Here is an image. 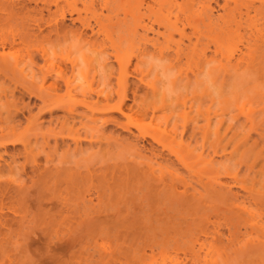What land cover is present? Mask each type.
I'll return each mask as SVG.
<instances>
[{
    "label": "rangeland",
    "instance_id": "1",
    "mask_svg": "<svg viewBox=\"0 0 264 264\" xmlns=\"http://www.w3.org/2000/svg\"><path fill=\"white\" fill-rule=\"evenodd\" d=\"M7 1L0 0V11ZM19 1H26L28 8L49 5L51 11L54 9V0H35L36 4ZM82 1L68 2L80 9L83 2L93 4V8L86 6V11L80 12V19L96 32L93 36L67 15L66 32L60 33L62 36L51 34V42L4 48L9 63L17 65L0 68V188L7 187L12 195L10 200L9 194L0 198V218L6 215L10 221V231L0 235V264H170L175 253L183 258L181 252L191 246L200 258L186 264H212L204 261L212 255H228L223 264H264V70L260 74L258 58L252 59L264 40V12L252 9L259 6L260 0H244L255 4L248 11L245 4L241 5L244 1L209 0L212 15L219 21L216 25H220L215 29L221 27L220 21H228L222 24L226 30L236 26L231 29L235 31L222 34L221 39L229 38L223 42L217 40L220 29L216 34L214 26L203 28L196 18L193 21V14L201 11L205 0H192L191 5L190 1L184 2L185 6L183 1L175 0L174 7L163 0H144L138 12L127 0ZM178 3L182 5L179 8ZM43 14L40 36L51 29L44 21L55 18L46 11ZM29 15L27 28L35 29L33 16L37 14L29 9ZM176 18L183 36L172 32L171 39L166 38L169 30L165 25ZM189 20L193 23L188 24ZM160 21L163 27L157 24ZM76 28L82 30L81 35L76 36ZM18 29L3 24L0 33H16ZM255 29L261 31L260 35ZM165 39L171 42H163ZM195 41L199 46L195 45L196 51L201 53L206 43L205 56L215 62L216 68L207 73V78L218 95L208 89L207 78L201 79L206 75L204 70L198 82L193 76L200 65L199 52L197 56L186 55L188 58L183 54ZM217 41L218 49L214 46ZM222 46L230 48L231 56L229 49L221 52ZM177 49L186 51L182 59L174 61ZM44 50V57L49 58L46 65ZM148 53L161 59L167 54L172 57L166 58L168 71L174 76L166 79L151 67L142 66L141 57ZM232 53L235 69L228 70L226 55L232 57ZM72 59L78 60V75L85 77L73 78ZM241 60L238 66L236 62ZM251 60L255 66L252 63L249 67ZM121 61L127 73L120 88ZM252 70L255 79L243 80L241 73ZM43 76L46 81L42 84ZM66 80L82 84L86 92V82L94 89L87 93L88 101H92L89 107L79 101L80 87L73 91V101L67 102ZM153 83L156 93L149 89ZM100 89L108 94L107 99L96 97L94 93ZM119 105L121 113L113 109ZM39 168L53 177L43 184L36 182ZM150 170L155 175L162 171L167 180L173 178V184L167 183L158 191L147 189L142 181L150 177ZM68 177L80 180L71 184ZM218 184H223L224 191L229 190L225 203L212 196ZM35 193L39 200L34 199ZM185 197H195L199 204L183 205ZM154 205L160 221L153 234ZM143 211H149V216ZM212 235L222 238L213 241ZM72 240L75 244L71 247ZM247 241L253 242L245 249ZM152 242L159 245L151 250Z\"/></svg>",
    "mask_w": 264,
    "mask_h": 264
},
{
    "label": "bare ground",
    "instance_id": "2",
    "mask_svg": "<svg viewBox=\"0 0 264 264\" xmlns=\"http://www.w3.org/2000/svg\"><path fill=\"white\" fill-rule=\"evenodd\" d=\"M29 1H32V2H35V0H29ZM50 1V0H49ZM52 1V0H51ZM50 1V2H51ZM59 1H63L64 2V4L63 5H60L59 4ZM69 0H54L53 2H52V4H53V10L51 11V9H50V6L48 5V6H42V7H38L37 8V6L35 5V7L33 8V7H31V8H28L26 5H25V2H21V1H19V0H9V1H7V3L4 5V8L3 9H1V11H0V26H2L3 24H13L14 25V27L16 28V27H18L19 26V29H18V31L16 32V33H12V32H10V33H0V49H2V51H1V53H0V68L2 69V70H7V69H11V64H13L14 62H10L9 63V61H8V57H7V55H8V53H7V51L5 52V50L6 49H4L5 47H12L13 45H15V44H29V43H31V42H39V43H42V42H47V43H49V42H51V34H55V35H61L60 33H65L66 32V27L67 26H65V24H64V20H65V18H66V16L68 15V17L69 16H71V18H70V20H71V22H76V21H78V22H80V24H81V28H83V29H88V30H90V32H91V35L93 36L94 34H96V32H94L93 31V29H92V26H90L88 23H86V22H83L81 19H80V12H81V9L82 10H84V11H86V9H85V7L86 6H88V7H92L93 8V4L92 3H90V4H86L85 2H83V1H85V0H80V1H82L83 2V8H78L77 6H76V4L74 3V2H68ZM71 1V0H70ZM78 1V0H77ZM88 1V0H87ZM86 1V2H87ZM143 1L144 0H138V1H133V0H127V2L130 4V5H132L133 6V8L132 9H134L136 12H138L139 11V9H140V7H141V5H142V3H143ZM155 1H159V0H155ZM181 1H183L181 4H183L184 5V2H188V1H190V5H191V1L192 0H181ZM243 2L244 0H240V2ZM254 2H255V0H253ZM252 1V2H253ZM90 2V1H89ZM91 2H93V1H91ZM126 2V1H125ZM126 2V3H127ZM163 2L165 3V4H168V5H170V6H173V5H176V3L175 2H177V1H175V0H163ZM199 2V1H198ZM238 2V1H237ZM238 3V4H241V3ZM246 1H244L243 2V4H241V5H247L248 4V6H245L244 5V7H246V10L248 11L249 10V8L251 9V7H250V5H253L252 4V2H246ZM61 3V2H60ZM77 3V2H76ZM88 3V2H87ZM180 3V2H179ZM179 3L177 4V6H178V8L179 7H181L182 5L180 4L179 5ZM201 3V2H200ZM210 2H209V0H205V3H203L204 5L201 7V11H199V12H195V11H193V12H195L194 14L193 13H191V9L189 10L190 12V14H193V16L192 15H189L188 13V15L189 16H192V18H193V21H194V18H196L195 19V21H197L198 23H201V25H202V27L203 28H206V27H212V26H214V29H213V32L214 33H216L217 31L219 32V30L218 29H220V32H221V36H220V32L219 33H216V34H219V36L217 37V38H219V39H217V40H219L220 41V39L222 38V34H223V36L224 35H228L229 33H231V32H233V31H235V30H231V29H233V28H235L236 26L235 25H233V26H230L229 24V26L230 27H232V28H230V30H231V32H230V30L228 29V30H226V29H223V28H225L222 24H225L226 25V23H228V21L226 22V23H224L223 21H220V23H221V27H218V29H215L216 27H215V25H216V21H218V19L217 20H215V18L213 17V15H212V8H211V6H210V4H209ZM27 4V3H26ZM35 4H36V2H35ZM167 5V6H168ZM193 5V4H192ZM255 5V4H254ZM185 6V5H184ZM182 7L183 8V10H186L187 8L186 7ZM188 6V5H187ZM174 7V6H173ZM189 7V6H188ZM184 8H186V9H184ZM253 8H255V9H257V10H260L261 12H264V0H260L259 1V6L257 5H255V6H252V9ZM29 9L31 10V11H33V12H35L36 14H37V16H33L34 18H35V20H34V23H35V29H28L27 28V25H26V22L29 20V19H31V16L29 15ZM181 10V9H180ZM182 10V14H184V12L185 11H183ZM43 11H46V14L48 15V16H52L53 15V20H47V21H44V23H45V25H47V27L48 26H50L51 27V29L50 30H48V32L45 34V35H42V36H40V34L41 33H43L42 31V26L41 25H39V23H40V21L42 22L43 21V17H44V14H43ZM187 11V10H186ZM246 11V12H247ZM75 15L76 17H72V15ZM132 14V13H131ZM186 14V13H185ZM186 14V15H187ZM56 15V16H55ZM132 15H134V14H132ZM185 16V15H184ZM189 16H187L188 17V19H189ZM195 16V17H194ZM177 17V16H176ZM186 17V16H185ZM184 17V18H185ZM46 18V17H45ZM134 18H136V17H134ZM191 18V19H192ZM50 19H52V18H50ZM67 19H69V18H67ZM142 19V18H141ZM183 19V18H182ZM46 20V19H45ZM132 20V19H131ZM134 20V19H133ZM174 20H175V18H174ZM185 20V19H184ZM187 20V19H186ZM136 21V20H135ZM180 21V20H179ZM190 21V23H188V21H187V23L188 24H191V23H193V22H191V20H189ZM233 21H234V18H233ZM233 21L231 20V22L233 23ZM138 22H139V20H138ZM142 22V21H141ZM163 22H165V21H163ZM178 21H177V18H176V21H174L173 23L172 22H167V25H165V28L167 29V31L169 30V32L167 33V35H166V38H170L171 39V35L172 34H174V33H172V32H176V34L178 33L181 37L183 36V28H180L179 27V25L177 26V23ZM183 22V21H182ZM219 22V21H218ZM217 22V23H218ZM223 22V23H222ZM230 22V21H229ZM237 22V21H236ZM43 23V24H44ZM97 24L96 25H98V21L96 22ZM134 23V22H133ZM136 23H137V21H136ZM136 23H134V24H136ZM235 23V22H234ZM233 23V24H234ZM157 24L158 25H161L162 24V27H163V24L164 23H162L161 21L160 22H157ZM180 24V23H179ZM183 24V23H182ZM186 24V23H185ZM237 24V23H236ZM138 24H136V26H137ZM218 25H219V23H218ZM218 25H216V26H218ZM227 25V26H228ZM25 26H26V28H25ZM44 26V25H43ZM205 26V27H204ZM220 26V25H219ZM223 26V27H222ZM226 26V27H227ZM253 26V25H252ZM28 27H29V25H28ZM182 27H184V26H182ZM254 27V26H253ZM144 28V27H143ZM164 28V29H165ZM203 28H201L202 30H203ZM256 28V27H255ZM44 29V28H43ZM48 29V28H47ZM69 29V28H68ZM71 29V28H70ZM209 28H207L206 30H208ZM237 29V28H236ZM133 30V29H132ZM135 30V29H134ZM202 30L200 31V33L202 32ZM256 30V32L258 33V35H260V30L259 29H255ZM262 30H264V29H262ZM74 31V33L76 34V36L77 35H81L82 34V30L81 29H74L73 30ZM98 31V30H97ZM166 31V30H165ZM166 31V32H167ZM216 31V32H215ZM68 32V31H67ZM70 32H72V29H71V31ZM133 33H135L134 31H132ZM213 32H211L212 33V35L214 34ZM237 32V31H236ZM125 33V32H124ZM131 33V32H130ZM157 33V32H156ZM203 33H204V31H203ZM208 33H209V31H208ZM211 33H210V35H211ZM68 34V33H67ZM72 34V33H71ZM98 34V33H97ZM137 34V33H136ZM177 34V35H178ZM206 34H207V32H206ZM205 34V35H206ZM261 34H263V33H261ZM64 35V34H63ZM133 35V34H132ZM156 35H160V33L159 34H156ZM163 35V34H162ZM201 35H203V34H201ZM209 35V36H210ZM62 36V35H61ZM117 36V35H116ZM215 36V35H214ZM217 36V35H216ZM75 37V36H74ZM79 37V36H78ZM133 37L135 38V34L133 35ZM132 37V38H133ZM165 37V36H164ZM201 37V36H200ZM203 37V36H202ZM260 37V36H259ZM262 37H263V35H262ZM58 38V37H57ZM56 38V39H57ZM116 38V37H115ZM134 38H133V40H134ZM209 38V37H208ZM215 38V37H214ZM230 38L232 39V37L230 36ZM61 39H63V37H61ZM155 39V38H154ZM157 39V38H156ZM202 39V38H201ZM211 39V38H210ZM224 39V38H223ZM223 39H221V41L223 42V41H226L227 39H229V38H227V39H225V40H223ZM66 40V39H65ZM116 40H118V39H116ZM166 40V39H165ZM167 40H169V39H167ZM163 41V42H171V41ZM199 40V38H197V40L196 41H198ZM214 40V39H213ZM233 40V39H232ZM232 40H230V42L232 41ZM64 41V40H63ZM81 41V40H80ZM111 41H113V40H111ZM196 41L194 42V44L193 43H191V44H193V45H191L190 44V42H189V44H190V47H189V49H187V52H185L184 50V52L185 53H183L185 56L186 55H193V54H195L196 52H199L198 54V63L200 64V65H198V68L196 69V71H195V73H194V77H195V80L197 79V77L199 76V74L201 73V72H203V70L205 71V69H204V66H205V64L206 63H208V62H210L211 60H209L208 59V56L206 57L205 56V49H206V47H208V46H206V43L204 44V47H205V49H204V52L202 51V53L200 52V51H196V47H195V45L197 46V47H199L198 46V42L196 43ZM208 41H210V40H208ZM207 41V42H208ZM220 41V42H221ZM264 41V40H263ZM261 42V45L259 46V47H256V49H257V51L255 50V54L258 52V54H251V55H255V57L254 58H252V59H254V60H256L255 58H258V66H259V68H260V70L262 69V70H264V49H261L260 47L262 46V45H264V42ZM54 42V41H53ZM114 42H116L117 43V41H115V39H114ZM212 42H214V41H212ZM219 42V43H220ZM233 42V41H232ZM137 43V42H136ZM218 41H217V43L216 44H214V46H215V48H217L218 49ZM228 43H229V41H228ZM235 43H237L235 40H234V42H233V44H235ZM263 43V44H262ZM43 44V43H42ZM115 44V43H114ZM118 44V43H117ZM121 45H122V43H120ZM139 44V43H138ZM159 44V43H158ZM222 44V43H221ZM220 44V45H221ZM224 44H225V42H224ZM223 44V45H224ZM155 45V44H154ZM161 44H159V46H160ZM188 45V44H187ZM230 45H232V43L230 44ZM115 46V45H114ZM119 46V45H118ZM156 46V45H155ZM179 46V45H178ZM177 46V47H178ZM202 45L200 44V48H202L201 47ZM224 46H226V44L224 45ZM234 46V45H233ZM233 46H232V48H233ZM236 46H237V44H236ZM112 47H113V45H112ZM137 47V46H136ZM186 47V46H185ZM195 47V48H194ZM183 48V47H182ZM181 48V49H182ZM187 48V47H186ZM185 48V49H186ZM199 48V49H200ZM214 48V50H216ZM226 48V47H225ZM224 48V49H225ZM231 48V49H232ZM236 48V47H235ZM247 50H251L252 51V47H251V45H247ZM250 48H252V49H250ZM116 49V48H115ZM119 49V48H118ZM137 49V48H136ZM184 49V48H183ZM199 49H197V50H199ZM208 49V48H207ZM206 49V50H207ZM219 49H220V46H219ZM222 49H223V46H222ZM224 49L223 50H221V52L223 51L224 52ZM226 49H229V51H227V53L231 56V51H230V48H226ZM138 50V49H137ZM164 50H166V51H168V47L167 48H165L164 47ZM175 51V50H174ZM182 50L180 51V49H179V52H178V49H177V51L174 53V56L173 57H175V59H173L174 61L176 60V61H179L180 60V58L182 59V57H184V55L182 54V52H183ZM220 51V50H219ZM218 51V52H219ZM241 54H243L240 50H238ZM250 51V52H251ZM140 52V51H139ZM162 52H163V50H162ZM220 52V53H221ZM222 52V53H223ZM250 52H249V54H250ZM142 53H144L143 52V50H142ZM168 53V52H167ZM201 53V54H200ZM226 52H225V54H227ZM235 53V52H234ZM237 53V52H236ZM252 53H254V52H252ZM42 54H43V57L44 56H46L47 55V51H43L42 52ZM140 54V53H139ZM197 54V53H196ZM195 54V55H196ZM31 55V54H30ZM138 55V54H137ZM142 55V54H141ZM160 55H163V56H165L164 54H160ZM172 55V54H171ZM258 55V56H257ZM32 56V55H31ZM167 56H168V58H169V55L167 54ZM167 56H165V57H167ZM182 56V57H181ZM197 56V55H196ZM220 56H221V54H220ZM227 57H226V60H225V63H226V66L227 65H229L228 66V68H233V69H235L234 68V65H232L231 63V59L233 58V53H232V57H230V56H228V55H226ZM257 56V57H256ZM223 57H224V55H223ZM249 57V56H248ZM252 57V56H251ZM33 58V57H32ZM136 58V57H135ZM172 58V57H171ZM171 58H169V59H171ZM186 58H188L187 56H186ZM26 59V58H25ZM34 59V58H33ZM249 59H250V57H249ZM29 60V59H28ZM123 60H125V57L124 58H122V61ZM222 60V61H221ZM253 60V61H254ZM86 61V60H85ZM118 61V60H117ZM121 61V63H120V69H121V72H120V78H121V82H120V88L122 87V82L125 80V78H126V73H127V71H126V65L124 66H122V62ZM129 61V60H128ZM220 61L221 62H223V64H224V60H223V58H221L220 57ZM219 61V62H220ZM242 61L243 60H241V61H235L236 63H237V65L239 66V64H241L242 65ZM247 61H250V60H248V58H247ZM252 61V60H251ZM246 62V63H244V64H250V66L249 67H251V64L253 63H255V62ZM257 61V60H256ZM49 62V58L48 57H44V64L46 65L47 63ZM171 62V64H172V60L170 61ZM220 62V64H222ZM26 63H27V61H26ZM25 63V64H26ZM69 63H70V69H71V75H73V78L74 79H77V77H79V75H81L82 77H85V75H82L81 73L78 75V71L76 70V69H78L77 67H78V60H70L69 61ZM118 63V64H119ZM127 63V62H126ZM175 62H173V64H174ZM22 64H24V63H22ZM21 64V65H22ZM117 64V65H118ZM124 64V63H123ZM14 65V64H13ZM17 64H15L14 66H16ZM225 65V64H224ZM19 66V65H18ZM30 66H32V65H30ZM29 66V67H30ZM50 66V65H49ZM221 67H222V65H220ZM246 66V65H245ZM254 66H255V64H254ZM258 66H257V68H258ZM13 67V66H12ZM22 67V66H21ZM23 67H25V66H23ZM247 67V66H246ZM252 67H253V65H252ZM27 68V67H26ZM224 68H225V66H224ZM228 69V70H233V69ZM245 68V67H244ZM255 69H256V67H254ZM258 68V69H259ZM222 69V68H221ZM226 69V68H225ZM224 69V70H225ZM237 69H239V68H237ZM24 69L22 68L21 69V71H23ZM228 70H227V73H228ZM249 70H250V68H249ZM254 70V69H253ZM252 70V71H253ZM262 70L260 71V74H262L263 72H262ZM48 71V70H47ZM50 71V70H49ZM58 71V70H57ZM252 71H250V72H252ZM256 71H257V69H256ZM80 72V71H79ZM204 73V72H203ZM253 73H254V71H253ZM5 74V73H4ZM15 74V73H14ZM230 74V73H229ZM257 74V73H256ZM56 75V74H55ZM200 75H203L202 73L200 74ZM225 75H226V70H225ZM264 75V74H263ZM262 75V76H263ZM24 77L26 76L27 77V74H24L23 75ZM160 76V75H159ZM229 76V75H228ZM258 76H259V74H258ZM261 76V75H260ZM25 77V78H26ZM93 77V76H92ZM186 77V76H185ZM59 78V77H58ZM119 78V79H120ZM178 79V78H177ZM189 79V78H188ZM191 79V78H190ZM224 79V78H223ZM261 79V78H260ZM183 80V79H182ZM186 80H187V78H186ZM198 80H199V77H198V79H197V82H198ZM41 81H42V84H43V82L44 81H46L45 80V76H43L42 77V79H41ZM174 81H175V79H174ZM181 81V80H180ZM190 81V80H189ZM189 81H186V83H189ZM225 81V80H224ZM83 82H85V81H83ZM172 82V81H171ZM255 82V81H254ZM155 83H157V82H155ZM173 83V82H172ZM175 83V82H174ZM225 83V82H224ZM40 85V89H39V91H41V89H43V85ZM80 85H82V84H80ZM80 85H73V83H72V81H65V86H66V93H65V97L67 98V102L69 101H73V91H75V90H77L78 89V87H80L79 89L81 90L80 91V94H81V99L79 100L80 101V103H83V104H85L87 107H89L90 105V103H92V101H88L89 99H87V93H89V92H94L93 90L94 89H92L91 88V86H89L88 84H87V82H86V86H87V88H86V90L88 91V92H86L85 91V89H84V87H83V85H82V87L80 86ZM92 85V84H91ZM158 85V84H157ZM173 85V84H172ZM159 86V85H158ZM161 86H162V84H161ZM261 86V85H260ZM24 87V86H23ZM156 87V86H155ZM155 87H154V83L153 84H151L150 85V88L149 89H151L152 90V93H156V89H155ZM159 88V87H158ZM257 88V87H256ZM24 90H25V88H23ZM26 89H27V87H26ZM54 89V88H53ZM122 90V89H121ZM26 91V90H25ZM28 91V90H27ZM31 91V90H30ZM30 91H29V93H30ZM150 91V90H149ZM162 91V90H161ZM261 91V90H260ZM42 92V91H41ZM47 92V91H46ZM50 91H48V93H49ZM159 92V91H158ZM157 92V93H158ZM259 92V91H258ZM52 93V92H51ZM121 93H123L122 91H121ZM37 94V93H36ZM50 94V93H49ZM95 95H96V97L97 98H99V97H101V96H104V98L105 99H107L108 98V94H106L105 92H104V90L103 89H100V90H98V91H96L95 93H94ZM262 94H264V93H262ZM40 95V94H39ZM156 96H157V94H155ZM151 96H153L152 94H151ZM235 96V95H234ZM238 96V95H237ZM42 97H43V95H42ZM163 97V96H162ZM236 97V96H235ZM46 98V97H45ZM48 99V98H47ZM50 99H52V98H50ZM236 99H238V98H236ZM62 100H65L66 101V99H62ZM96 103H97V101H96ZM95 104V103H94ZM116 105H118V103L116 104ZM115 105V106H116ZM113 107V109L114 110H116L117 109V111H119V113H121L120 112V105L119 106H117V107ZM113 109L111 110V111H113ZM123 114V113H122ZM153 114V113H152ZM184 114V113H183ZM153 116V115H152ZM221 116V115H220ZM186 117V115L184 116V118ZM209 117V116H208ZM207 118V117H206ZM210 119V118H209ZM208 120V119H207ZM185 121V120H184ZM208 122H209V120H208ZM220 123V122H219ZM207 124H209V123H207ZM214 124V123H213ZM175 125V124H174ZM160 127V126H159ZM159 127H158V130H159ZM172 127V126H171ZM184 127V126H183ZM208 128V127H207ZM213 128V127H212ZM220 128V127H219ZM163 130V129H162ZM216 130H217V128H216ZM156 132H157V130H156ZM162 132V131H161ZM160 132V133H161ZM165 132V131H164ZM210 132V131H209ZM216 132V131H215ZM159 133V134H160ZM219 133V132H218ZM158 135V134H157ZM165 135V134H164ZM163 135V136H164ZM161 134H160V138H161ZM159 137H158V139H159ZM171 137V136H170ZM157 138V137H156ZM172 139H173V137H172ZM171 139V140H172ZM74 142L76 143V144H79L80 143V141H78L77 139H74ZM180 144V143H179ZM163 146V145H162ZM164 147V146H163ZM178 154V153H177ZM177 154L176 153H174L173 155H175V159L176 160H180V158H179V156H177ZM202 154V153H201ZM158 156H159V158L160 157H162V155L161 154H157ZM163 160V159H162ZM34 168L36 169V167L34 166ZM34 169V170H35ZM34 170H31V171H34ZM37 170V169H36ZM35 170V171H36ZM39 170H40V172H39V174H38V176H37V181L36 180H34V181H36V182H42L41 184H43V183H45V182H47V180L49 179V178H52L53 177V175L52 174H49V173H47V172H45V171H41V169L39 168ZM226 170H228V169H226ZM225 170V171H226ZM38 171V170H37ZM151 171V170H150ZM229 171V170H228ZM230 172V171H229ZM32 173V172H31ZM35 173V172H34ZM155 173V172H154ZM153 173V171H151V172H149V175H150V177H147L146 179H144L143 181H142V185H144V187H146L147 189H149V190H151V189H153L154 191H158L160 188H162V187H164L165 185H167V183L168 184H170V185H172L173 184V178H170V181L169 180H167L166 178H165V176H166V174L165 173H163L162 171L160 172V173H158V174H154ZM226 174H227V172H225ZM232 173V172H231ZM27 174V173H26ZM37 174V173H36ZM169 175L172 177V173L171 172H169ZM35 177H36V175H35ZM235 177V176H234ZM33 179V178H32ZM75 181H74V180ZM67 180L68 181H70L71 182V184H73V182L74 183H76V181L77 180H80V179H78V178H67ZM167 180V181H166ZM32 183H35V182H32ZM222 183V182H221ZM219 186H214L213 187V189H212V196H213V198L216 200V201H218V202H222V203H225V202H227L228 201V198L226 197V193H229V190H227V191H224V189H223V184L221 185V184H218ZM31 187V186H30ZM37 191H38V189H36ZM13 192V191H12ZM7 194H9L8 195V197H7V199L8 200H10L11 198H12V195L9 193V189L7 188V187H3V188H0V198H5V196L7 195ZM253 198V197H252ZM260 198V197H259ZM34 199L35 200H39L40 198H38V194L37 193H35V195H34ZM255 199V198H254ZM264 199V198H263ZM1 200V199H0ZM230 200V199H229ZM89 201H91L90 199H89ZM181 202H183V205H188V206H193L194 204H199V199H196L195 197H185ZM201 203V202H200ZM153 208H154V211H153V215L155 216V220H154V226H153V234L155 233L154 232V230L157 228V226H158V224H159V219H157V217H158V214H159V210H158V207H157V205H154L153 206ZM61 210V209H60ZM149 211H150V209H149ZM149 211H148V214L146 213V211H143V213H144V215H146V216H149ZM143 215V216H144ZM147 221H148V219H146ZM8 222H10L9 221V218L7 219V217H6V215L5 216H3V217H1L0 218V235H2V234H4L5 233V230H7V231H10V225L8 224ZM222 238V235H212L211 236V239L213 240V241H220V239ZM252 242L253 241H247L245 244H244V247H245V249L246 248H251V245H252ZM256 243V242H255ZM75 244V240H72L70 243H69V245L72 247L73 245ZM159 245V243L158 242H152V244L149 246V248H151V250L153 249V247L155 248V247H157ZM176 246H178V244H175ZM64 246V245H63ZM62 247V246H61ZM240 248V247H239ZM50 248L48 247V251H50L49 250ZM176 249V251H177V249H179V248H175ZM242 249V248H241ZM240 249V250H241ZM61 250H63V249H61ZM239 250V251H240ZM244 250V249H243ZM48 251L46 252V253H48ZM238 251V250H237ZM239 251H238V253H239ZM236 252V251H235ZM56 253V252H55ZM181 253H183V258H180V257H178L177 256V253H175V255L173 256V259L172 260H170L171 262H170V264H186V261H197V260H199V258H200V254H199V252L197 251V250H194V248L191 246V247H188L186 250H184V251H182ZM51 259V258H50ZM227 259H228V255H225V256H221V255H216V256H213L212 255V257L211 258H209V259H204V261L205 262H207V263H212V264H223V263H226V261H227ZM119 261V260H118ZM120 262V261H119Z\"/></svg>",
    "mask_w": 264,
    "mask_h": 264
},
{
    "label": "clouds",
    "instance_id": "3",
    "mask_svg": "<svg viewBox=\"0 0 264 264\" xmlns=\"http://www.w3.org/2000/svg\"><path fill=\"white\" fill-rule=\"evenodd\" d=\"M141 60L144 62V64L142 66L144 67H151L154 71L156 72H160L164 78H168L169 76H174V73H170L168 71L169 69V60L168 58H164L161 59L160 56L155 55L153 53H148L144 56L141 57ZM205 68V76L201 77V79H206L207 78V73L216 68L215 62L214 61H210L208 63L205 64L204 66ZM241 76L243 78V80H253L255 79V75L254 73L251 72H244L241 73ZM207 87L209 90H211L213 92L214 95H218V90L215 88L212 80L210 78H207ZM111 90V88L109 89V91ZM220 105L218 104V107ZM71 158V154L69 155ZM57 164H60V161L57 160Z\"/></svg>",
    "mask_w": 264,
    "mask_h": 264
}]
</instances>
